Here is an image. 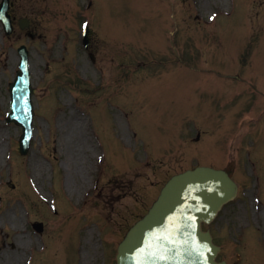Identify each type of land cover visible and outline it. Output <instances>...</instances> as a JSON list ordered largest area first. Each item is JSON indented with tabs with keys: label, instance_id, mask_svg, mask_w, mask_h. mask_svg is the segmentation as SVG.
Listing matches in <instances>:
<instances>
[{
	"label": "rangeland",
	"instance_id": "1",
	"mask_svg": "<svg viewBox=\"0 0 264 264\" xmlns=\"http://www.w3.org/2000/svg\"><path fill=\"white\" fill-rule=\"evenodd\" d=\"M85 2L15 0L17 16L33 20L42 41L19 30L6 39L0 27V264H24L32 250L34 264H103L104 256L115 264L126 230L166 181L201 164L228 167L242 185L210 225L220 260L237 264L241 254L239 264H264V0H238L246 12L221 16L214 27L206 20L228 11L229 0H94L96 66L80 47ZM21 44L30 48L36 88L27 157L18 151L21 130L4 121ZM97 135L110 158L103 168ZM52 192L69 200L70 220H88L81 245L79 229L52 214ZM34 221L45 223L41 235ZM41 240L50 250L40 253Z\"/></svg>",
	"mask_w": 264,
	"mask_h": 264
},
{
	"label": "water",
	"instance_id": "2",
	"mask_svg": "<svg viewBox=\"0 0 264 264\" xmlns=\"http://www.w3.org/2000/svg\"><path fill=\"white\" fill-rule=\"evenodd\" d=\"M191 192L192 195L198 193L201 197L198 196V198H196V195H194L192 198ZM235 195V184L223 171H216L210 168H199L196 171H188L182 175L175 176L164 188L161 197L154 205L149 215L129 234V237L123 244L125 256L128 257V255L134 253L137 248L140 250V247L147 241L149 244L154 242L156 232L163 230L164 227L168 225V221L177 218V214L180 211H184L181 207L185 206L186 200L194 202L199 200L198 203L203 201L208 204L206 213L197 214L200 217V221L209 222L221 209L222 205L232 200ZM190 205L189 207L191 208L184 213V217L194 220L196 211L194 212L193 209H195L196 206L192 203ZM204 209V207H201L202 212H204ZM195 229V231L191 232L192 238L195 236L199 241L207 240L211 242V237L208 233L201 232L198 226H195ZM162 238L164 237L157 236V239ZM169 241L170 243L172 241L173 243H178L179 240L172 236L169 238ZM189 242H191V239H189ZM213 250L216 252L215 248H213ZM161 252L162 251H158L156 257ZM196 253L198 255L196 260L202 259L205 256L203 251H197ZM173 254L175 255V251ZM129 256L134 257V255ZM126 261H134V259L128 258ZM212 263L215 264L213 259ZM153 264H157L155 259H153Z\"/></svg>",
	"mask_w": 264,
	"mask_h": 264
}]
</instances>
